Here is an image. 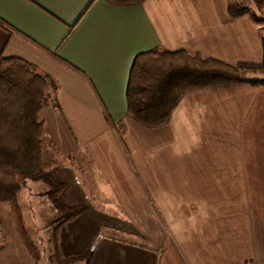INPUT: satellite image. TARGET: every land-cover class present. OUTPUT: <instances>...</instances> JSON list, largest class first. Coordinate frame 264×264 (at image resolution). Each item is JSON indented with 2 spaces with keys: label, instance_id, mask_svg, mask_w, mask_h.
Returning <instances> with one entry per match:
<instances>
[{
  "label": "crops",
  "instance_id": "crops-1",
  "mask_svg": "<svg viewBox=\"0 0 264 264\" xmlns=\"http://www.w3.org/2000/svg\"><path fill=\"white\" fill-rule=\"evenodd\" d=\"M262 39L248 16L230 17L228 0H145L129 7L103 0H0V59H22L56 84L57 107L42 111L49 152L88 155L100 171L94 172L95 182L103 181L98 185L103 196H92L75 167L51 173L65 186L61 201L85 209L60 226L62 255L92 250L91 264H198L201 249L193 239L177 240L173 213L178 212L162 198L163 190L172 196L177 191L160 188L159 182L264 180V86L186 92L165 126L145 128L127 113L130 69L137 55L155 48L259 65ZM106 196L120 215L112 218L92 206L99 207L92 198ZM189 197L198 202L201 195ZM252 203L226 210L196 203L199 214H233L230 236L223 239L227 247H215V264H264V204ZM14 213V206L0 202V240L11 243L0 247V264H40V257L35 261L24 249ZM89 214L103 215L108 232L87 226L73 238L69 228Z\"/></svg>",
  "mask_w": 264,
  "mask_h": 264
},
{
  "label": "trees",
  "instance_id": "trees-1",
  "mask_svg": "<svg viewBox=\"0 0 264 264\" xmlns=\"http://www.w3.org/2000/svg\"><path fill=\"white\" fill-rule=\"evenodd\" d=\"M120 7L137 6L145 0H103ZM254 10L237 0H228L232 19L248 16L255 24L257 14L264 15V0H251ZM263 56L259 65H229L199 54L185 51L168 52L158 48L137 55L132 63L126 86L128 115L145 128L165 126L181 97L189 91L234 85L264 86ZM55 82L33 65L18 59H0V202L15 208V229H20L24 249L38 261L39 251L31 241L16 195L27 181L39 182L48 203L60 214L61 225L74 222L85 213L84 208H70L61 200L65 186L51 173L56 167L45 141V123L39 113L51 104ZM50 235V244L59 264H91L92 252L62 255L59 228Z\"/></svg>",
  "mask_w": 264,
  "mask_h": 264
},
{
  "label": "rangeland",
  "instance_id": "rangeland-1",
  "mask_svg": "<svg viewBox=\"0 0 264 264\" xmlns=\"http://www.w3.org/2000/svg\"><path fill=\"white\" fill-rule=\"evenodd\" d=\"M237 2L241 5L249 7L251 10H254L251 0H237ZM257 16L260 18V21L257 22L256 27L258 28L260 35L264 37V15L257 14ZM259 77L264 79V75ZM43 116L44 113L41 111V113H39V119L44 121L45 118ZM235 152L238 154L241 153L239 150H236ZM55 153L57 154L50 151L52 158L57 163L55 169L63 166L69 167L70 169L75 167L76 177H86V180L82 182V185L86 188L88 187V189H92V196H95L96 192L101 193L98 185L100 184L102 186L103 181L100 179L101 182H95L94 180V178H96L95 173L98 174L100 171L96 168V166L94 167V164H92L93 161L90 157H88V155H80V153L78 156L65 158L59 155L58 151ZM238 154H236V156L231 154L229 158L241 157ZM53 174V176L57 178V175L55 173ZM159 183L160 188L162 186L163 189H169L171 192L173 189L174 191H177V194L172 196L169 195L166 190H163L162 198L167 199L170 203H173L175 210L178 212L173 213L176 221L174 233L177 240L182 241V239H193L196 243L197 249H201L200 251H197L196 255L198 264H215V247L217 246L218 248L220 245H225L224 248L227 247L225 240L223 239L229 238L230 236V222L232 218L231 215L233 214L230 212L216 213L215 211H212L211 213L206 211V213L199 214V209H197L198 206L196 203L199 202V204L213 208L223 207V210L230 209L232 206L242 207L244 205H254L252 200H256L257 203L261 201L260 204H264V201H262L264 198V193H262L264 192V180L248 182L162 181ZM179 183L181 185H179ZM179 192L183 194V196H179ZM192 192L193 194L199 192V195H201V197L198 198V202L195 200L197 197H189V194ZM106 193L109 194L108 191H106ZM101 195L103 196V193H101ZM16 198L27 233L39 251V257L41 258L40 264H55L50 257V255L53 254L52 246L50 244V235L55 227L61 225V221L59 219L60 214L48 203L44 193V188L39 182L27 181L26 185L18 191ZM113 200L114 199L110 196L102 198L101 201H98V198L94 197L91 202L92 204H94V201L99 202V207L96 205L92 206L97 209H105L106 211L112 213H108V215L113 218L115 215H120L114 214L113 212L115 210ZM190 203L194 204L189 206ZM142 213L146 214V212ZM167 215H170V213L166 214V216ZM201 215L203 217L200 218ZM166 216L165 214H161L162 221L167 220L165 218ZM104 220H106V218L101 214L100 218H98L95 214H89L85 219L76 223L74 227H70L69 232L72 233L74 238L75 234L78 235L83 231L88 230L86 229L87 226H92L95 228L94 230L96 232H99L101 235L105 234L108 232V229L103 225ZM144 220L146 221V219ZM181 222H184V225H182ZM195 222L199 225L196 226L193 224ZM222 222L229 227L221 228ZM128 231H130L129 228ZM166 235L171 237L169 229L166 230ZM202 238L205 241L202 242ZM10 245L11 243L6 239L0 240V247L8 249L11 247Z\"/></svg>",
  "mask_w": 264,
  "mask_h": 264
},
{
  "label": "built area",
  "instance_id": "built-area-1",
  "mask_svg": "<svg viewBox=\"0 0 264 264\" xmlns=\"http://www.w3.org/2000/svg\"><path fill=\"white\" fill-rule=\"evenodd\" d=\"M80 264H85V262H80Z\"/></svg>",
  "mask_w": 264,
  "mask_h": 264
}]
</instances>
